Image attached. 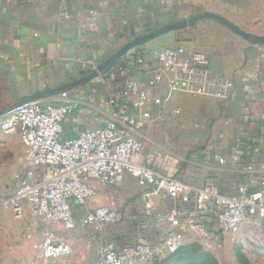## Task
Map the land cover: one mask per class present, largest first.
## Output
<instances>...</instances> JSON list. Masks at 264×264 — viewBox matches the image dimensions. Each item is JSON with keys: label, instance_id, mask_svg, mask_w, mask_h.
<instances>
[{"label": "crops", "instance_id": "0c3cea01", "mask_svg": "<svg viewBox=\"0 0 264 264\" xmlns=\"http://www.w3.org/2000/svg\"><path fill=\"white\" fill-rule=\"evenodd\" d=\"M204 12L264 36V0H0V111L84 77L91 65L101 67L134 39ZM176 46L207 55L212 74L233 81L235 88L227 103L180 93L168 102L154 103L155 98L164 100L168 94L169 77L156 87L148 85L160 66L158 53L163 47ZM120 64L148 94L152 115L142 132L145 152L134 159L136 165L192 189L216 185L223 195L232 194L242 184L252 190L262 187L264 45H254L207 19L132 49ZM120 85L119 79L99 77L67 94L40 101L54 106L71 101L73 111L63 123L62 139H75L85 130L105 126L112 114L107 101ZM174 109L180 113L174 114ZM26 155L18 134L0 130V194H12L14 176L25 170ZM145 191L137 178L126 173L120 185L99 187L97 197L85 207L71 201L77 220L74 230L47 224L28 213L22 224L31 237L51 234L53 240L68 244L69 253L49 264H98L108 243L123 247L146 238L161 244L168 236L182 233L184 245L198 241L201 233L211 237L220 233L212 206L198 211L194 203L166 197L147 202ZM99 206L114 208L118 220L83 227L86 214ZM174 212L180 227L158 220ZM245 227L254 230L246 223L241 234ZM201 259L202 255L170 253L139 264H199ZM22 260L42 264L33 251Z\"/></svg>", "mask_w": 264, "mask_h": 264}, {"label": "built area", "instance_id": "2783aa9c", "mask_svg": "<svg viewBox=\"0 0 264 264\" xmlns=\"http://www.w3.org/2000/svg\"><path fill=\"white\" fill-rule=\"evenodd\" d=\"M158 60L160 66L152 72L148 85L153 88L166 77L169 79L167 97L155 98L156 105L170 101L176 93L229 101L235 85L212 74L207 55L188 52L182 46L163 47ZM96 69L91 65L89 71ZM111 78L119 79L121 85L107 101L112 108L110 118L104 127L85 130L75 139H62L63 123L73 111L70 100L57 106L40 100L29 102L0 118V130L18 134L27 149L25 170L15 174L16 185L10 196L0 194V208L17 220L28 213L47 224H62L71 231L77 227L71 201L85 207L97 197L99 187L118 186L125 174L130 173L146 189L143 199L147 202L166 197L194 203L198 211L212 206L223 235L240 234L242 226L248 223L264 236V183L258 190L242 184L232 194L223 195L216 185L192 189L134 163L145 152L142 132L152 119L147 108L148 94L130 78L123 65L115 68ZM173 113L179 114L180 110L174 109ZM117 220L114 208L99 206L86 214L81 225L113 224ZM158 220L174 228L181 225L175 212ZM184 241L182 233H174L161 244H153L146 238L123 247L108 243L100 253L98 264L148 263L177 252ZM36 250L42 264H49L51 259L69 253L70 249L67 243L53 240L50 234L41 238Z\"/></svg>", "mask_w": 264, "mask_h": 264}, {"label": "rangeland", "instance_id": "374dc122", "mask_svg": "<svg viewBox=\"0 0 264 264\" xmlns=\"http://www.w3.org/2000/svg\"><path fill=\"white\" fill-rule=\"evenodd\" d=\"M21 220L0 208V264H28L22 259L37 252L42 237H31ZM198 238L182 244L178 253L202 255L199 264H264V236L255 228L245 227L236 235L201 233Z\"/></svg>", "mask_w": 264, "mask_h": 264}, {"label": "water", "instance_id": "95a60500", "mask_svg": "<svg viewBox=\"0 0 264 264\" xmlns=\"http://www.w3.org/2000/svg\"><path fill=\"white\" fill-rule=\"evenodd\" d=\"M207 19L217 21L218 23H220L221 25H223L224 27L229 29L233 34L245 39L248 42L253 43L254 45H259V46L264 45V36L253 35L251 33H248L246 31L242 30L239 26L235 25L234 23L228 21L227 19H225V18H223L217 14L204 12V13L196 15L192 18L185 19L182 21H177L173 24L160 27V28H158V29H156V30H154V31L142 36V37L134 39L133 41H131L130 43H128L127 45L122 47L113 57H111L101 67H99L96 70L88 73L84 77H82V78H80L74 82H71V83H68V84L53 88V89H49V90L37 93V94L32 95V96H30V97H28V98H26V99H24L18 103H15L14 105H11L6 109L1 110L0 111V117L6 116L7 114L12 112L16 108H18V107H20L26 103L33 102V101H39V100H43V99H48V98H52V97H55L58 95L67 94L68 92L72 91L73 89H76L85 83H88L90 81L95 80L96 78L101 77L107 71H109L110 69L115 67L120 62V60L125 55H127L132 49L139 47V46H141V45H143L149 41L158 39L159 37H161L163 35L172 33V32L177 31V30L188 28V27L193 26L202 20H207Z\"/></svg>", "mask_w": 264, "mask_h": 264}, {"label": "trees", "instance_id": "16d2710c", "mask_svg": "<svg viewBox=\"0 0 264 264\" xmlns=\"http://www.w3.org/2000/svg\"><path fill=\"white\" fill-rule=\"evenodd\" d=\"M119 65H121L120 62H119L115 67H113L112 69H110L109 71H107L105 74H103L101 77H103V78L111 77V76L113 75V71H114L115 68H117V66H119ZM180 248H181V247H180ZM180 248H179V250H180ZM179 250H178L177 252H175V253H178ZM195 264H197V263H195Z\"/></svg>", "mask_w": 264, "mask_h": 264}]
</instances>
